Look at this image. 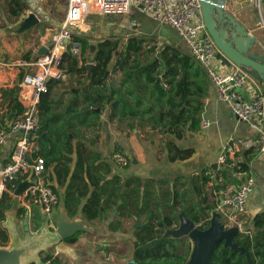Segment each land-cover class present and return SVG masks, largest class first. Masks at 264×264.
I'll use <instances>...</instances> for the list:
<instances>
[{"label":"trees","instance_id":"trees-1","mask_svg":"<svg viewBox=\"0 0 264 264\" xmlns=\"http://www.w3.org/2000/svg\"><path fill=\"white\" fill-rule=\"evenodd\" d=\"M26 9L27 4L22 0H9V11L15 21L19 18V12ZM75 39L81 44L80 57L72 55L69 50L64 51L61 67L65 78L48 80V91L41 96L36 140L43 142L47 150H34L32 156L44 157L46 166L56 164L58 185L65 188L64 210L69 218H75L81 211L83 218L92 222L105 217L109 211H115L116 217L107 227L112 233L124 231L126 219L131 218L135 223L141 224L139 227L134 224L132 231L128 233L130 238L122 240L116 247H102L100 250L105 252L104 256L100 257L102 261L108 263L109 259L118 257L125 259L124 253L129 251L126 254L130 253L129 257L121 264H187L193 250L192 241L187 236L165 235L166 229H174L180 225L181 213L193 220L201 230L207 229L212 213L217 208V202L210 201V198L214 192L226 190L236 183L231 180L233 172H246L249 176L248 163L228 159L223 169L196 174L191 179H144L135 175L123 178L114 172L112 165L104 161L99 153L89 150L83 139L74 146L68 131L62 132L60 136L56 128L59 118L56 105L61 103L62 99L50 100L49 93L52 88L58 86L64 89L67 86L65 83L76 88L81 87V99L77 96L71 104L75 106L81 101V110L92 118L91 125L95 128L102 125V112L114 100L117 104L113 109L119 110L117 115L112 116L131 118L130 126H136L134 119L142 123L141 116L146 114L151 128L156 126L161 133L174 135L178 141H182L189 132L200 128L198 107L191 103V86L194 83L189 79V70L195 69L192 56L171 45L147 49L144 45L147 40L139 36L129 37L124 43L121 38L104 39L96 44L89 37L76 36ZM34 53L35 50L31 49L21 59L28 63L33 62ZM91 53L95 66L89 76L86 64ZM26 71L27 66L22 65L14 98L0 117V127L24 112L25 108L18 99V92ZM136 84L137 91L146 90L150 96L153 93L156 95L153 106L138 93L134 95L133 102H129L116 87L126 85L129 90ZM164 85H169L171 90L168 91ZM162 101L166 109L157 113V102ZM53 139L60 142L57 148L52 142ZM166 143L170 161L188 159L195 152L194 148H180L173 140L168 139ZM74 150L76 164L72 171V159L69 155ZM130 163L131 161L125 168L129 167ZM22 180L23 178H19L13 183L17 186ZM209 183H213L211 193L208 191ZM51 186L59 194V189ZM84 199L86 202L81 206ZM12 200L11 198V202L0 205V246L9 244V234L3 227V222L6 210L13 206ZM26 211L21 207L18 214L22 216ZM250 222L251 232L235 238L237 245L248 253L232 249L222 240L215 247L211 264H264V209L255 213ZM64 242L70 246H78V234L64 239ZM40 257L43 264H73L69 257L57 251L56 246L43 251Z\"/></svg>","mask_w":264,"mask_h":264},{"label":"crops","instance_id":"crops-1","mask_svg":"<svg viewBox=\"0 0 264 264\" xmlns=\"http://www.w3.org/2000/svg\"><path fill=\"white\" fill-rule=\"evenodd\" d=\"M254 6L255 4L251 0H228L226 7L241 22L247 25L250 33L257 37V43L255 47L259 52L264 54V12H261V14H256L254 11ZM66 10L67 6L64 9V14ZM130 18L132 20L131 30L134 32L133 35L130 36L125 34L122 36L116 34L105 39L121 38L124 43L129 37L139 36L145 38L147 40L146 42L157 41L162 45L161 47L164 45L174 46L191 56L186 42L170 25L158 23L150 16L143 14L137 9H134L130 13ZM19 21L20 18L14 22L15 25L18 24ZM51 43L52 42H50L48 45ZM40 47L41 46H39V48ZM36 51L37 50L35 49V52ZM88 58V62H94L92 53L89 54ZM231 66L234 65L232 64ZM189 79L194 83L191 86V90L193 92L191 103L198 107L197 113L200 119V128L195 132H189V134L182 141H178L174 135L161 133L159 128L156 126L151 128L147 120L148 115L146 114H142L141 116L142 123H138V119L133 120L136 126H130L132 120L131 118H127L125 116H112V114H116L119 110L118 108L113 109L117 104L116 100H114L112 104L106 108L104 112H102V125L95 128L93 125H91L92 118L87 115L85 111L81 110L83 106L81 101L75 106L71 104L73 103V100L77 98V96H79V100L81 99L79 95L81 87L76 88L72 84L69 86V83H65L67 86L64 89L58 86L56 88H52L49 93L50 100H60V98L62 99L60 100L61 103L56 105V113L59 114V118L56 122L58 134L61 136L62 132L68 131L71 138H73L74 146L83 139L89 150L99 153L104 161H107L112 165L114 172L121 175L123 178L135 175L144 179H174L176 177L191 179V177L196 174H201L210 170L223 169L225 164L219 163V155L224 145L228 142H231L233 139H240L243 142L250 141L249 145L242 144L237 154L231 159L232 161H237L238 163L247 162L250 168V175L255 177L256 188L253 194L250 196L248 203L252 218L255 213L264 209V152L261 150V146L258 142L260 137L252 130L250 124L240 120L230 108L218 100L214 87L209 82L204 69L197 63V61H195V69L189 70ZM254 80L264 89V85L259 80L255 78ZM141 83L143 84L144 82L142 81ZM116 87L123 94V96L128 99L129 102H133L134 95H137L138 93L142 95L143 98L147 99L150 105L153 106L155 104L154 99L156 95L153 93V95L150 96L146 90L137 91V89H135L137 84L134 88L129 90H127L126 85H117ZM164 87L168 91L171 90L169 85H164ZM21 93L29 94L26 90H22L20 87L18 92L19 99ZM244 96H249L247 91H244ZM157 105V113H160L161 109H166L164 101L157 102ZM202 119L208 120V126L204 127L202 125ZM168 139L173 140L179 145V147L182 144V148H194V154L185 160L178 159L175 161H170L169 149L166 146ZM16 141L17 136H13L8 144L5 146H0V161L6 162L10 159L12 151L16 145ZM52 142H54L56 148L59 146L60 142L56 141L55 139H53ZM118 149H121L128 155L131 161L129 167L121 168L114 163L112 154ZM34 150L46 151L47 146L43 142L40 143L35 140ZM57 153L58 150L56 151V154ZM69 157L72 159L70 168L73 171L76 164V151L74 150V152L70 154ZM213 164H216V167H213ZM246 175V172H233L231 175V180H234L236 183L231 184L226 190H221L218 193L214 192L215 194L210 198V201L217 202V208L214 209L213 213L220 212L222 214L221 219L223 222L227 221V215H229L231 211V208L224 206L223 202L227 197L231 196V194L233 195L236 192L240 184L248 176ZM69 176L67 180L69 179ZM43 177L48 184L59 189V195L64 196L65 188H60L58 185L55 163L46 167ZM212 185L213 183H209V193L212 192ZM6 195L9 199L7 203L11 202V198L13 199V206L6 210L5 220L3 222V227L8 231L9 234V243L14 238L25 241L39 235L55 236L56 227L61 214H66L65 210L60 208V205L52 213H56L57 216V222L55 226L53 225V222L48 223V219L52 214L45 215L40 206H31L26 208L23 205L20 196H15L14 193H8ZM0 200V205L2 203L5 204L2 198ZM83 201L86 202L85 199ZM220 206L223 210L221 208L219 209ZM21 207L27 210L24 215L22 214V216L18 214L19 208ZM34 211L39 213L38 216L35 215L36 217L34 220L37 222L36 227L39 225L37 232L32 233L30 229L25 226L22 233V221H33ZM66 217L70 222H82L85 228H87V231H79L76 233L78 234V242H82L80 238V232H87L88 234L95 235L94 237L98 238L99 236L106 237H100L99 239L102 241H109L107 239L122 240V236H125L123 231L112 233L107 228L109 222L113 220L114 217H116L115 211H109L105 217L92 222H87L83 218L81 211H79V213L73 219L69 218L67 214ZM128 238H130V234L126 235L125 239ZM62 243L65 245L60 247V243H55L52 246H56L58 252L65 254L74 263L75 254L79 249V246H70L65 242ZM68 249L70 252L67 253L66 251ZM87 251L88 249H86V252ZM92 262L97 264H108L107 262L102 261V259L97 260L95 257H93Z\"/></svg>","mask_w":264,"mask_h":264},{"label":"built area","instance_id":"built-area-1","mask_svg":"<svg viewBox=\"0 0 264 264\" xmlns=\"http://www.w3.org/2000/svg\"><path fill=\"white\" fill-rule=\"evenodd\" d=\"M251 1L257 7H262V0ZM134 9L176 30L188 45L191 56L204 69L218 100L230 108L240 120L251 125L252 130L260 137L258 142L264 152V89L241 67L226 66L217 59L219 50L203 21L200 0H68L65 18L52 43L48 45V53L36 61L23 62L27 71L20 87L29 94L21 93L18 99L24 105V112L0 127V146H5L13 136H17L10 159L6 162L0 161V199L14 192V180H24L31 175L20 195L23 205L26 208L40 206L45 215H51L59 207L60 195L43 177L47 167L45 158L32 156L39 129L38 107L41 96L48 91V80L65 78L61 67L63 52L69 50L72 55L80 57L81 44L75 39L77 35L74 30L82 27L91 12L103 17L123 16ZM29 12H34L43 21L34 9ZM161 46L157 41L146 44L147 49ZM244 91L248 92V97L244 96ZM208 124V120L202 119L204 127ZM242 144L249 145L250 141L233 139L226 143L220 152L219 163L226 164L228 159L237 154ZM31 159L35 164L30 163ZM112 159L122 168L130 161L121 149L114 151ZM255 188V177L249 175L236 192L225 199L224 206L232 209L224 223L226 227L237 226L242 234L251 232L248 203Z\"/></svg>","mask_w":264,"mask_h":264},{"label":"water","instance_id":"water-1","mask_svg":"<svg viewBox=\"0 0 264 264\" xmlns=\"http://www.w3.org/2000/svg\"><path fill=\"white\" fill-rule=\"evenodd\" d=\"M227 3L228 0H200L203 21L219 50L217 59L223 65L231 66L233 64L241 67L264 85V54L255 47L257 37L250 33L246 24L227 9ZM19 18V23L12 29L13 35L23 34L41 23L40 18L34 12L23 13L21 11ZM48 51V46H41L33 54L32 60L36 61L39 57L46 55ZM94 66V62L86 64L89 76ZM180 147L182 148L183 145L181 144ZM30 163L35 164L32 159ZM213 167H216V164H213ZM30 179L31 175L17 184L13 192L15 196L21 195ZM84 204L85 201H83L82 206ZM59 205L61 209H64L65 199L62 195H60ZM179 218L180 225L174 229H166L165 235L190 238L193 243V250L187 264H211L215 247L222 240L226 246L248 253L246 249L239 247L235 241L236 237L242 236L239 227H226L220 212L212 214L210 225L205 230L198 228L193 220L185 217L182 213ZM140 225L138 222L135 223L136 227ZM85 230L87 231V228L82 222H70L66 214L62 213L55 236L39 235L25 241L14 238L7 246H0V264H43L40 257L43 251L55 243H60V247L64 246L65 244L62 243L64 239Z\"/></svg>","mask_w":264,"mask_h":264},{"label":"rangeland","instance_id":"rangeland-1","mask_svg":"<svg viewBox=\"0 0 264 264\" xmlns=\"http://www.w3.org/2000/svg\"><path fill=\"white\" fill-rule=\"evenodd\" d=\"M27 4V9L23 13H28L30 10L38 12L43 21L34 28L28 30L26 33L20 35H13L12 29L15 26V17L11 16L9 11V0H0V117H2L8 103L14 98V90L18 85V75L25 60L21 59L31 49H36L39 46L48 45L52 42L54 35L63 22L66 12L64 9L68 4V0H22ZM257 1V0H256ZM36 2V3H35ZM262 7L256 5L255 13L261 14L264 12V0H262ZM16 22V21H15ZM132 20L130 14L123 16L107 15L100 16L95 12L90 13V17L85 19L82 27L74 30L75 34L80 37H89L93 42L98 43L111 35H133ZM129 26V27H128ZM148 42L144 45L146 46ZM3 202L7 203L9 199L7 195L2 197ZM232 209L230 211V214ZM35 215H39L34 211L33 221L23 220L21 223V232L26 226L32 233L37 232ZM55 215V216H54ZM56 226V213L52 214L48 219V223ZM134 219H126L124 222V240L126 235L132 231L135 224ZM226 222V221H225ZM223 222V223H225ZM93 230V229H92ZM54 232V231H53ZM82 242H78L79 249L75 254V261L73 264H97L92 262L93 257L101 259L104 256V251L100 250L104 246H115L122 240L107 239L109 241H102L95 235H84L80 232ZM121 237V238H122ZM120 239V238H119ZM106 244V245H105ZM86 249L88 251L86 252ZM60 251V250H59ZM129 251H126V255ZM123 254V255H124ZM94 255V256H93ZM124 258L129 257L130 253ZM123 258L109 259L108 264H121L124 262Z\"/></svg>","mask_w":264,"mask_h":264},{"label":"bare ground","instance_id":"bare-ground-1","mask_svg":"<svg viewBox=\"0 0 264 264\" xmlns=\"http://www.w3.org/2000/svg\"><path fill=\"white\" fill-rule=\"evenodd\" d=\"M66 252L68 253V252H70V250L68 249Z\"/></svg>","mask_w":264,"mask_h":264},{"label":"flooded vegetation","instance_id":"flooded-vegetation-1","mask_svg":"<svg viewBox=\"0 0 264 264\" xmlns=\"http://www.w3.org/2000/svg\"><path fill=\"white\" fill-rule=\"evenodd\" d=\"M122 168V167H121ZM125 168V167H124Z\"/></svg>","mask_w":264,"mask_h":264}]
</instances>
